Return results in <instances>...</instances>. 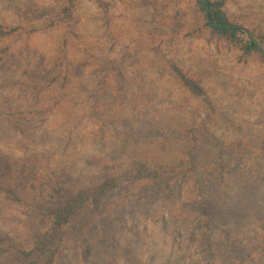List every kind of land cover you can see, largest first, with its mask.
<instances>
[{
    "label": "rangeland",
    "instance_id": "374dc122",
    "mask_svg": "<svg viewBox=\"0 0 264 264\" xmlns=\"http://www.w3.org/2000/svg\"><path fill=\"white\" fill-rule=\"evenodd\" d=\"M67 5L0 0L1 24L38 31L0 39L15 55L0 64V264H27L14 251L37 215L106 177L118 190L80 211L56 264H264V65L239 63L192 0H73L71 31L48 28ZM226 12L264 33V0Z\"/></svg>",
    "mask_w": 264,
    "mask_h": 264
},
{
    "label": "trees",
    "instance_id": "16d2710c",
    "mask_svg": "<svg viewBox=\"0 0 264 264\" xmlns=\"http://www.w3.org/2000/svg\"><path fill=\"white\" fill-rule=\"evenodd\" d=\"M198 12L205 21V26L210 30L218 44L226 46L229 50L239 53V63L246 64L251 58H258L264 65V33L252 31L249 28L233 22L226 12L230 0H192ZM68 18L67 21L65 19ZM74 18L73 0H68L56 20L48 25L55 31L59 27H66L67 32L72 29ZM36 29L25 27H12L0 23V39L6 40L27 34L32 37L37 33ZM7 48L0 49V64L5 63L14 54ZM170 69L180 78L183 87L197 96L206 106L210 105V99L200 82L187 75L177 63L170 61ZM70 67V66H69ZM71 81L70 76L62 77L59 74H44L42 83L45 88L62 84L66 86ZM0 169V181L4 177ZM149 177V176H147ZM142 172L124 176L126 181L145 179ZM161 176L154 174L152 179L157 180ZM120 178L106 177L94 188H86L67 196L61 205L40 212L34 221V232L31 234L28 249L15 248V254L27 264H56L60 255V246L66 235L67 228L83 209H91L100 212L109 198L118 190ZM1 189H3L0 186ZM5 191H8L5 189ZM10 192V191H8ZM12 200L21 202L16 195L11 194Z\"/></svg>",
    "mask_w": 264,
    "mask_h": 264
}]
</instances>
